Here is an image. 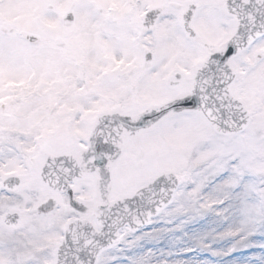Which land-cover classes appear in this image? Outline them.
<instances>
[{
  "label": "snow or ice",
  "instance_id": "snow-or-ice-1",
  "mask_svg": "<svg viewBox=\"0 0 264 264\" xmlns=\"http://www.w3.org/2000/svg\"><path fill=\"white\" fill-rule=\"evenodd\" d=\"M0 264H264V0H0Z\"/></svg>",
  "mask_w": 264,
  "mask_h": 264
}]
</instances>
